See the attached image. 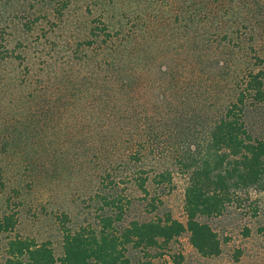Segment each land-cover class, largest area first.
<instances>
[{
  "label": "rangeland",
  "instance_id": "374dc122",
  "mask_svg": "<svg viewBox=\"0 0 264 264\" xmlns=\"http://www.w3.org/2000/svg\"><path fill=\"white\" fill-rule=\"evenodd\" d=\"M258 59L264 0H73L66 8L58 0H0V217L17 214L15 230L1 238L0 263L16 235L49 241L60 258L61 220L75 232L98 229L100 217L118 212L106 197L120 200L125 226L167 213L185 222L189 176L163 117L181 103L204 117L219 114ZM125 76L141 89L130 105H139L143 122H126L140 127V147L125 128ZM111 96L119 118L94 107ZM118 119L122 127L112 131L106 124ZM244 121L264 139V101L248 105ZM205 126L197 129L202 140ZM129 146L141 162L125 157ZM165 170L173 184L158 185ZM147 176L145 193L136 180ZM200 220L218 233L220 256L202 257L185 233L165 253L130 248L133 262L264 264V185L240 191L222 216Z\"/></svg>",
  "mask_w": 264,
  "mask_h": 264
},
{
  "label": "trees",
  "instance_id": "16d2710c",
  "mask_svg": "<svg viewBox=\"0 0 264 264\" xmlns=\"http://www.w3.org/2000/svg\"><path fill=\"white\" fill-rule=\"evenodd\" d=\"M58 1L66 8L73 0ZM93 36L98 37L94 31ZM256 68L240 79L234 98L227 102L219 114L213 116L209 112L204 117L196 112L193 105L185 107L181 103L179 109L168 108L165 115L170 119L163 117L166 122L172 121L169 128L173 129L174 134L172 132L173 137H169L182 149L183 157L177 160L178 166L184 175L189 176L185 191V222L167 213L149 220H133L125 226L122 224L124 209L119 206L120 200L114 196L106 197V207L118 212L116 216L107 214L100 217L98 229L86 225L75 232L67 226V220H61L63 254L60 258H57L49 241L40 243L16 235L9 239L6 259L0 264H136L129 254L130 248L145 253L149 250L165 253L185 233L189 234L191 245L202 257L220 256L223 249L218 233L200 218L222 216L230 205L239 201L240 191L264 185V139L253 137L244 121L247 106L264 101V59H258ZM134 75V80H137L138 73L134 72ZM131 79L125 76V128L133 132L130 136L131 141L135 142L134 147H140L137 144L141 139L140 127H129L126 123L143 122L139 105H130L134 98L138 101L141 99L140 85L136 84L137 81L135 85H130L128 81ZM109 99L108 105L99 108L94 106L97 113L119 118L120 111L115 113L111 109L113 96ZM118 121L112 120L106 125L115 131L122 127ZM200 125H206L204 140L198 137ZM134 147L129 146V154L125 157L130 156V161L141 162L142 158ZM155 181L158 185L173 184L174 177L171 171L165 170L157 174ZM149 182L148 176L136 180L137 186L145 193H148ZM152 207L157 209V205ZM16 215L9 211L0 217V241L4 234L15 230ZM65 219H68L67 216ZM181 259L180 256L177 263Z\"/></svg>",
  "mask_w": 264,
  "mask_h": 264
}]
</instances>
